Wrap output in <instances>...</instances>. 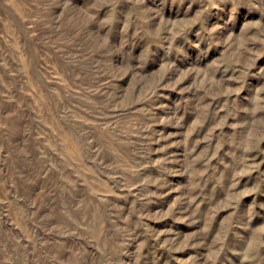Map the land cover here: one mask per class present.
<instances>
[{"label": "rangeland", "instance_id": "obj_1", "mask_svg": "<svg viewBox=\"0 0 264 264\" xmlns=\"http://www.w3.org/2000/svg\"><path fill=\"white\" fill-rule=\"evenodd\" d=\"M0 264H264V0H0Z\"/></svg>", "mask_w": 264, "mask_h": 264}]
</instances>
